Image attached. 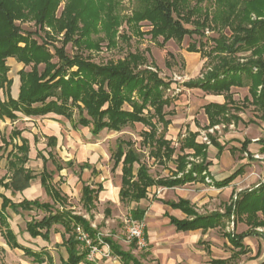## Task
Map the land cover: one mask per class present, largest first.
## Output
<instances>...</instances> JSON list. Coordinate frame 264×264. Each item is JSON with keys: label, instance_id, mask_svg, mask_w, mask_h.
Returning a JSON list of instances; mask_svg holds the SVG:
<instances>
[{"label": "trees", "instance_id": "obj_1", "mask_svg": "<svg viewBox=\"0 0 264 264\" xmlns=\"http://www.w3.org/2000/svg\"><path fill=\"white\" fill-rule=\"evenodd\" d=\"M125 1L0 0V120L15 122L20 116L38 118L54 114L71 122L75 129L89 128L93 136L100 135L104 130L121 132L129 126L142 124L147 129L141 133L140 148L132 141L118 139L111 154L113 170L121 168L120 201L123 204H138L148 198L149 190L154 186L174 188L197 180L205 181L211 165L207 161L208 147L197 141L199 132L189 131L181 139L178 151L173 141L166 138L172 123L167 118L172 115V111H166L171 107L172 100L166 96V91L172 82L165 81L157 72L145 68L149 65L144 52L136 50L123 59L106 64L94 63L91 55H85V52L99 51L104 42L109 48H116L121 37L129 40L126 33L119 35L124 23L132 34L143 36L140 24L148 22L152 39L156 41L162 38V44L171 40L181 44L186 36H203L206 28H217L221 34L213 39L215 47L206 56L219 60L218 64L209 66L208 70L202 72V77L185 86L225 97L223 104L210 103L204 107L209 119L208 130L241 120L238 115L231 113L232 108L240 111L233 98L232 88L248 86L251 102L264 120V0H214V14L208 11L202 13L198 5L191 8L190 0H128L134 2L136 7L130 15H123ZM62 3L64 6L59 15ZM253 15L256 19H253ZM18 22H34L48 39L38 41L34 33L24 31ZM187 24L195 28L189 29ZM45 27L50 28L52 33L47 32ZM226 28L231 31V37L222 33ZM55 42H60L61 46L55 45ZM68 45L76 49L74 55L68 54ZM200 46L198 49L194 43L187 51L203 55L205 45L201 43ZM247 52H250L248 57L237 56ZM10 58L24 65L18 73L20 85L15 96L12 94L14 82L9 77ZM55 58L57 61H54ZM244 101L250 102L248 97ZM22 134V131L14 129L8 139L2 137L3 145L0 147L7 153V174L0 178V231L7 245L11 249L22 250L37 264H54L52 255L47 251L36 252L22 245L9 222V211L20 214L36 210L44 215L41 219L29 221L26 232L33 239L40 237L49 242L52 229L62 226L65 230L63 246L69 255L64 264H93L87 259L89 250L78 239V227L89 234L93 244L99 245L102 241L108 245L111 255L119 258L122 264H143L132 252L137 247L136 241L132 242L131 250L126 251L112 238L100 237L88 219L70 209L68 197L53 183V173L48 172L46 165L51 160L56 170L61 172L66 167H72V161L65 166L58 164L52 151L49 157L42 154L39 157L44 163L41 184L52 202L26 198L16 202L2 192L4 189L11 191L12 195L24 193L37 178L27 167L31 162V145ZM47 139L48 146L56 148L57 137L50 136ZM210 140L220 154L224 146L212 135ZM260 141L264 145V138ZM250 143V140L242 142L240 151L253 159L248 150ZM9 146L12 148L8 152ZM144 148L149 149V158L155 162L166 165L172 161L175 164L170 177L152 176L149 166L143 161ZM231 151L235 152L233 148ZM191 158H201L202 162L194 163L190 161ZM1 160L0 157V170ZM188 165H191L190 169ZM80 169H93L95 172L90 163L82 164ZM244 172L245 165H242L216 185L219 188L228 186ZM102 190L101 185L95 189L83 184L81 203L91 218ZM171 206L181 209L192 218L178 220L171 217V223L180 231H207L222 226L225 217L235 215L240 220L245 216L249 231L240 235L228 234L234 246L240 248V254L246 253L242 243L245 237L257 235L264 238V232L257 231V228H264L263 185L239 193L224 214L199 215L191 203L183 199ZM145 212V209L136 207L130 212L131 219L143 221ZM259 212L262 217L258 216Z\"/></svg>", "mask_w": 264, "mask_h": 264}, {"label": "rangeland", "instance_id": "obj_2", "mask_svg": "<svg viewBox=\"0 0 264 264\" xmlns=\"http://www.w3.org/2000/svg\"><path fill=\"white\" fill-rule=\"evenodd\" d=\"M198 5V6H197ZM64 3L61 4L58 10L60 15L63 10ZM198 7L202 10V13L208 11L209 14H214L215 3L214 0H190V7ZM136 7L134 2L126 0L123 2V15H130L132 9ZM253 19H256L253 15ZM18 25L26 32L34 33V38L38 41L47 40L45 32L40 31L34 22H18ZM141 32L144 33L143 36L132 34L131 30H128L126 23L119 30V35L122 36L124 33L130 37V39H125L121 37L118 39V46L116 48H109L107 42L102 44V48L99 51H93L91 53L85 52V55H91L92 61L96 64H106L110 61H118L125 58L129 53L135 52L136 50L145 53L148 65L145 68L153 72H157L158 75L167 82H172L171 87L166 91V96L171 98L172 105L167 108L166 111H172V115L167 118L173 123L175 134L177 130H180L179 136H172L174 146L177 151L180 147V141L183 137L187 135L189 129L192 127L193 119L196 121L199 118L197 127L200 135L197 141L205 144L201 141L200 136L203 133L212 135L218 142L224 146V151H230L231 148L235 150L234 154H230L227 158L222 161L215 160L216 169L221 171L219 174H215L217 179H220L228 174L231 168L243 158H247L246 153L241 152L242 142L246 140H257L264 137V120L260 118V112L255 109L252 104L251 97L249 95V87L244 88H232L233 96L236 101V106L239 107L240 111H236L234 108L231 109L232 114L238 115L240 121L238 123H233L229 126L219 125L215 126L213 132L211 129H207L208 125H202L206 123V118L201 115L203 102L199 96V90H190L185 85L190 81H194L202 77V72L208 70L207 68L213 67L218 64L219 60L209 59L206 55L212 51L215 47L213 39L219 37L221 32L217 28H206L204 30V35L200 36L194 34L192 36H186L184 41L180 44L177 41L171 40L165 44H162L163 39L153 40L149 31L151 27L148 22H142ZM187 28L194 29L195 26L192 24H187ZM45 30L52 33V30L45 27ZM227 37H231V31L229 29H224L222 31ZM100 37L102 34L99 35ZM61 38V37H59ZM96 38V36H94ZM196 44L199 49L200 44H204L203 55L200 53H189L187 51L188 47L192 44ZM55 45L61 46L60 42H55ZM69 55H74L76 49L72 45H68L66 48ZM240 58H245L250 56V52L237 54ZM187 57V58H185ZM16 60V59H15ZM17 61V60H16ZM54 61H57L55 58ZM243 62V60L241 61ZM10 67L9 77L13 80L14 84L12 87V94L15 96L19 90V76L18 73L24 68L22 63L9 62ZM28 69V68H27ZM248 97L249 103L244 101ZM5 98V95H3ZM21 118L15 122L10 120H0V147L3 145L2 137L8 139L11 132L14 129L22 131V136L29 139L31 145V162L27 165L36 175L37 179L32 182V188L28 192L17 193L15 195L11 194V191L2 190L8 197L13 201H21L25 198L27 199H39L41 202H52V200L47 196L43 186L40 182V175L43 172L44 163L40 155L49 157V152L52 151L56 156L57 163L61 165H66L68 161L73 162V167H66L62 172H57L56 166L49 160L47 163L48 172L53 173V183L62 190L64 194L68 196V204L71 205L73 210L80 214H85L82 203H81V191L84 183L96 187L99 183L104 186V192L99 195V199L96 203V209L93 211V218H90L86 214L88 220L91 221L92 227L99 232L100 237H110L114 241L120 243L126 250L130 248L132 242L128 239V220L131 218L130 211L137 207L135 203L123 204L119 201L118 192L121 186V168L113 170L114 163L111 160V154L115 150L118 139H124L127 141H132L136 144V147L140 148V142L142 141L141 133L146 130L142 124H135L134 126H129L121 132L103 131L98 136H93L89 128H78L75 129L71 122L67 121L63 117H56L53 115H48L46 117L39 118ZM57 136L58 143L56 148H51L48 146L47 136ZM170 135H166L168 138ZM37 137V142L35 141ZM19 142V140H17ZM258 143V142H256ZM210 151L212 158L216 157L218 149L213 145L205 144ZM12 146H9L8 152L11 150ZM144 158L143 161L149 166L150 173L154 178H161L171 176L170 174L175 169V164L171 161L166 165H161L155 162L154 159L149 158V149L144 148ZM251 154V152H250ZM6 155L7 153L2 149L0 150L1 160V170L0 178L7 174L6 170ZM39 155V156H38ZM260 158L253 157V160L262 161L263 158L261 154ZM255 155V156H256ZM209 159V157H208ZM241 159V160H240ZM190 161L194 163L202 162L201 158L193 159ZM88 162L90 163L95 172L92 170H81L80 166ZM252 167V164L249 165ZM254 170H247L246 174L239 177L236 185V189L249 190L264 184V176L261 164L256 163ZM191 165H188V169ZM254 179V180H253ZM185 193L193 192L195 189L194 185H189L185 187ZM154 192L150 193V203L153 199ZM228 200H223L221 204L216 203L215 207L211 209H206L207 212L214 209L224 208V204ZM59 207V206H58ZM10 218L9 222L11 228L17 234L18 241L25 247H29L34 251H39L42 249H47L53 256L55 264H62L57 254V241L61 240V233L63 229L61 227H54L51 231V240L45 242L42 239H33L26 232V225L33 218L41 219L44 213L40 211L22 212L20 214H15L9 211ZM145 229H147V221L144 219ZM228 229L225 231H232V226L228 225ZM264 232V228H260ZM219 235L222 236L224 233L223 229L216 230ZM260 231V230H259ZM223 238V237H222ZM253 244H256V238L252 239ZM85 247V246H84ZM86 248V247H85ZM106 248V246H105ZM145 248L132 249L137 252L139 256L145 257ZM126 250V251H129ZM138 256V257H139ZM112 260L116 261L112 255L111 257H101L98 256L95 261L89 262L93 264H102V262ZM151 262V261H150ZM0 264H37L33 261L31 257L24 254L22 250L11 249L5 239L3 238L0 231Z\"/></svg>", "mask_w": 264, "mask_h": 264}, {"label": "crops", "instance_id": "obj_3", "mask_svg": "<svg viewBox=\"0 0 264 264\" xmlns=\"http://www.w3.org/2000/svg\"><path fill=\"white\" fill-rule=\"evenodd\" d=\"M9 62L17 63V61L14 58H10ZM188 89L190 90L194 89L197 91L199 90L200 92L199 96L201 97V100L203 102V105H202L203 108L201 111L202 112L201 115H203L206 118V123L202 125L203 126L205 124L209 125V119L205 113L204 107L210 103L223 104L225 103V97L208 94L199 88H188ZM18 92L19 90L17 91V93ZM232 92H233V89H232ZM51 115L60 117L54 114H51ZM5 120H9V119H5ZM197 121H199V118ZM197 121L193 119L192 127L189 129V131L199 132L198 130L200 129L197 127V124H198ZM174 129L175 128L173 126V123H171L168 129V132H167V135H170V136L168 138L166 137L168 140H173L174 137L172 138V136L180 137L181 131L177 130L176 132L178 133L175 134ZM52 136H55V135H52ZM47 137H50V136H47ZM260 140L261 139H257V140L250 139L251 143L248 146V150L251 152L252 157H255L256 154L260 153L261 156L263 157L261 159L262 161H256L253 159H249L248 158L249 156L246 153V155L248 156L247 158H243L242 160L240 159L241 161L236 163L231 168V170L228 172L227 175H225L224 177L220 179H217L218 176H216L215 174H219L221 171L220 170L218 171L216 169L215 160L219 159L220 161H222L224 158L226 159L228 155L230 154L232 155L235 152L231 151L232 148L230 149V151L223 150L220 154L218 152L215 155L216 157L212 158L213 156L211 155L210 151L207 150L208 157H209V159L207 158V161L210 162L211 165L208 168L209 175H207L206 173L205 174H206V179L209 178L211 180L210 183H208L206 180L205 181L197 180L196 182L189 183V184H186L180 187H174V188H165V187H157V186L152 187L149 190V196L146 200H142L138 204L135 203L137 207L143 208L146 211L145 216H144L145 217L144 219L147 221V229H145V234H146L145 237H146V242H147V248L145 249L146 255L145 257L139 256L135 250H132L133 254L136 257L139 256L138 258L141 260L143 264H261L262 262H264V238H262L261 236H257V235L245 237L242 243L245 247L246 253L240 254L239 253L240 248H236L234 244L232 243L231 238L228 236V234H232V235H240L242 233L245 234L249 231L250 226L247 224L245 216L242 217V219L240 220L237 217H235V215L231 216L230 218L225 217L223 219L222 226L209 229L207 231H204L203 229L180 231V230H177L176 226L171 223V217H174L178 220L192 219V218H189L188 215L185 212H183L181 209H177L171 206L172 203H178L181 199L189 201L191 203L192 208L199 215L207 216V215H211L212 213H216V212L224 214L226 211V208L232 205V203L237 199V195L241 192H244V190L239 189V188L236 189L234 187V185H236L238 178L245 175L247 170L249 169L254 170V168L256 167L255 166L256 163L264 166V152H263L264 145L262 144ZM198 142L201 143L200 141ZM85 163H88V162H85ZM250 164H252V167L249 166ZM242 165H245V172L243 175L237 177L228 186L219 188L216 185V183H219L227 179L228 177H230ZM46 168H47V165H46ZM85 170H92V173H94L93 169H85ZM262 170L264 172V167H262ZM43 171H44V168H43ZM170 175H172V173ZM263 176H264V173H263ZM40 182H41V179H40ZM99 185L103 187V190L99 193L100 195L102 192H104V186L102 183H99L96 187H93L92 185L90 186L96 189ZM189 185H194L195 189L193 190V192L185 193L184 188L188 187ZM261 185L264 186V184L260 183V185L258 184L256 185V187L254 186V188H251L247 191L258 189ZM31 188H32V185L25 192H28ZM58 189L62 192L60 188ZM152 191L154 192V196L151 202L149 203L148 200L150 199V193ZM119 192H118V197L120 201ZM62 194L67 196L63 192ZM81 194H82V191H81ZM99 195H98V199H99ZM29 200H36V199H29ZM223 200H226V201L228 200V202L224 204L223 206L224 208H220L219 210L218 209L210 210V212L206 211V209H211L212 207H215L216 203L221 204ZM69 206H70V209L73 210L72 209L73 207L71 205ZM93 211H92V214H93ZM75 213L79 215H83L87 219L86 212L85 214H80L77 212ZM258 216L262 217L261 212L258 213ZM228 225L232 226V229H231L232 231H225V229L229 228ZM57 227H61L63 229V232L60 234L62 241H57V254L59 255L61 263L64 264V262H66L69 257L66 247L63 246L65 230L62 226H57ZM217 229L224 230V233L222 234V236L216 233ZM257 231L261 232L262 230L260 228H257ZM254 237L256 238V244H253L252 242V239H254ZM129 249L130 248L126 250H129ZM42 251H47L49 254H51L47 249H42L36 252H42ZM81 264H85V263H81ZM102 264H122V263L119 258H116L115 262H112V260H107V261L102 262Z\"/></svg>", "mask_w": 264, "mask_h": 264}, {"label": "built area", "instance_id": "obj_4", "mask_svg": "<svg viewBox=\"0 0 264 264\" xmlns=\"http://www.w3.org/2000/svg\"><path fill=\"white\" fill-rule=\"evenodd\" d=\"M214 129L210 131L213 132ZM209 134L203 133L200 138L201 141L205 144L211 145V140L208 137ZM256 158H260L259 155L255 156ZM208 183L211 182L209 178L206 179ZM129 228H128V239L130 242L136 241V245L138 248L142 249L147 247V242L145 238V223L143 221H135L131 218L128 220ZM77 236L78 239L84 243V246L89 250L87 259L90 261H95L98 256L101 257H111V251L108 245L104 244L100 241L99 245L93 244V240L89 236L88 233L84 232L80 227L77 228ZM106 246V248H105Z\"/></svg>", "mask_w": 264, "mask_h": 264}]
</instances>
